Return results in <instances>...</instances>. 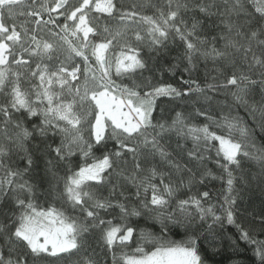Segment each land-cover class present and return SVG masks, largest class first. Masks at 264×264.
Instances as JSON below:
<instances>
[{"label": "snow or ice", "instance_id": "6c2138e0", "mask_svg": "<svg viewBox=\"0 0 264 264\" xmlns=\"http://www.w3.org/2000/svg\"><path fill=\"white\" fill-rule=\"evenodd\" d=\"M262 237L264 0H0V264H264Z\"/></svg>", "mask_w": 264, "mask_h": 264}, {"label": "trees", "instance_id": "16d2710c", "mask_svg": "<svg viewBox=\"0 0 264 264\" xmlns=\"http://www.w3.org/2000/svg\"><path fill=\"white\" fill-rule=\"evenodd\" d=\"M165 79L166 80H170V82H173V83L176 82L175 79H171L170 78V74H166L165 75ZM200 122H203V121L201 120ZM211 187L213 188V192L214 193H217L221 189L222 185H221V182L220 181H214L212 183ZM248 195L251 196V198L255 202V204L257 206H259V202H260V194H259V191L257 190L254 195L252 193H249ZM57 206H59V203L58 202H57ZM133 221L134 222L138 221L140 228H146L148 225H150L152 223L151 221H148L147 224H145L144 220L141 219V218H133ZM116 222H118V221H114V223H116ZM157 234H159V233L157 232ZM171 238H173V239H180V237L178 235H172ZM262 238H264V237H262ZM134 246H135L134 244L131 245V247H134ZM125 250L126 251H130L131 248L125 249ZM97 251H99V249H97ZM251 257H252L251 251H248L247 253H245V259H249ZM72 259H77V257H73ZM101 259H102V261H104V264H111V255L110 254L107 255L106 257L102 254L101 255ZM45 264H68V261L67 260L59 261L56 258H48L45 261Z\"/></svg>", "mask_w": 264, "mask_h": 264}]
</instances>
